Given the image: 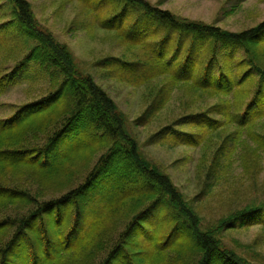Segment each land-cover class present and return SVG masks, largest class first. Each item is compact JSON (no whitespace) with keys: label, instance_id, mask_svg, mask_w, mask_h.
I'll list each match as a JSON object with an SVG mask.
<instances>
[{"label":"trees","instance_id":"obj_1","mask_svg":"<svg viewBox=\"0 0 264 264\" xmlns=\"http://www.w3.org/2000/svg\"><path fill=\"white\" fill-rule=\"evenodd\" d=\"M9 2L0 50L11 43L5 56L14 62L0 71V92L30 68L44 73L50 88L0 119V264H264L238 256L219 238L222 231L264 229V198L202 226L194 202L144 157L123 114L75 66L69 48L38 24L26 0ZM77 2L90 18L81 29H97L98 22L135 49L102 59L105 71L129 87L161 86L135 125L152 123L181 86L211 99L200 110L188 106L151 138L202 150L198 200L219 182L223 160L236 158L245 171H256L264 156V19L233 32L146 0ZM216 134L220 148L210 150ZM47 185L62 192L47 196L54 187Z\"/></svg>","mask_w":264,"mask_h":264},{"label":"rangeland","instance_id":"obj_2","mask_svg":"<svg viewBox=\"0 0 264 264\" xmlns=\"http://www.w3.org/2000/svg\"><path fill=\"white\" fill-rule=\"evenodd\" d=\"M34 12L38 24L46 29L56 41L65 44L72 55L73 63L81 71L90 74L114 102L116 111L123 114L124 124L129 135L136 141L141 153L162 173L166 174L184 198L193 201L199 212L202 226H214L222 217L235 213L245 206L256 205L264 198V156L259 159V168L254 173L244 170L236 158L223 160L217 175L219 182L211 187L198 200L205 174V160L202 150L182 145L170 146L151 142L157 127L173 120L182 111L200 110L210 103L204 93L200 97L184 87L173 89L171 98L161 113L152 123L135 125V120L154 94L161 88L153 81L145 86L129 87L119 83L112 74L101 66L100 61L107 57H128L135 49H128L112 33L102 29L85 30L82 23L90 19L77 0H26ZM152 5L167 9L181 19L217 25L233 32L249 29L264 19V0H146ZM9 0H0V20L10 17ZM11 43L0 50V71L4 72L13 66V59L5 56ZM7 50V51H6ZM9 59V60H7ZM28 71V75L20 77L15 84L7 86L0 92V119L10 116L19 104L45 95L50 88L48 77L44 73ZM156 84L157 87L156 88ZM155 87V88H153ZM156 89V91H155ZM186 103L185 109H181ZM188 103V104H187ZM215 138V139H214ZM210 142V150L220 148V137L216 134ZM216 140V141H215ZM204 151V150H203ZM99 154V153H98ZM98 154L95 155L93 161ZM91 163V164H92ZM84 164H82L83 168ZM78 169L77 173L82 169ZM82 176V175H81ZM80 176V177H81ZM79 177V178H80ZM76 179L73 184L80 179ZM32 191L37 185L28 183ZM54 186V185H47ZM104 187L101 186L100 190ZM106 190L110 191V189ZM64 191V190H63ZM62 190L45 189V195H59ZM107 191H105L106 193ZM97 195V194H96ZM98 197V196H97ZM194 197V199H193ZM97 198L93 205L97 204ZM228 249L238 256L256 263H264V229L259 225L242 227L219 233Z\"/></svg>","mask_w":264,"mask_h":264}]
</instances>
